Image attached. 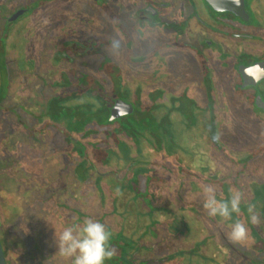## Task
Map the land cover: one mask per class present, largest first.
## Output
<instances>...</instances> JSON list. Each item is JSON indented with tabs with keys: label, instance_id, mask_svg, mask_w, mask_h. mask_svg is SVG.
<instances>
[{
	"label": "flooded vegetation",
	"instance_id": "1",
	"mask_svg": "<svg viewBox=\"0 0 264 264\" xmlns=\"http://www.w3.org/2000/svg\"><path fill=\"white\" fill-rule=\"evenodd\" d=\"M59 1H66V3L57 5ZM88 1L95 2L92 4L88 3V10L82 11V9H80L81 7H79L77 3L75 4V0H30V2L29 0H0V44L2 46L0 48L1 50L3 49V55H5V49L6 52L10 49L11 51L16 50L17 70H14V72L16 73L18 71L19 73L22 71L25 74L26 79H28L27 81L29 85L31 80H35L37 78L40 79L41 75L42 77L46 75V79H51L52 83L57 88L56 92L60 95L58 98L60 103L73 105L84 103V97L87 95V92L85 91L86 85L91 87L93 92L95 91V87H99L102 91V95L106 94L107 96L111 95L113 97L109 104L108 116L110 114V108L117 99H122L133 105L134 110L131 114L123 115L109 121L113 122L116 119L123 120L128 116L136 114L135 103L139 104L141 102L144 106L145 102L146 104L148 102L149 97L145 96L151 92V82L155 78V75L154 77L153 74L149 75L150 70L152 72L154 69L148 61L153 58L154 53L149 50L148 39L150 38V40L154 41L159 38L161 42L168 46L167 49L172 52H179L181 49L189 53L194 52L195 54H198L197 58L204 62L206 53L209 51L210 57L215 64L222 67L229 66L231 70H229V74L227 76L229 82L225 85V91H228V94L230 95L229 97L231 98L230 100L234 101V99H236L237 104H239L238 112L242 114V117L245 120L247 119L249 121L257 122L263 121L261 115H264V0H177L184 5L182 8H174L176 6H173L175 0H101L103 9L100 11L97 10L98 8L95 5L97 0ZM171 1H173V4ZM37 2L39 3L38 6ZM52 5L61 6V8H56L57 10L55 11H45V13L41 15L43 20L40 22L41 25L39 30H37L36 23L39 11L51 8ZM52 12L57 14V18L54 19V21H51L49 17ZM51 24L61 27V31L64 29L70 31V33L75 31L73 32V37L68 40L61 41V44L52 46V44L43 37V35L50 32L52 27ZM162 25L166 28L164 32H161L160 30ZM76 29H79L78 31L82 30L83 33L92 35L93 38L88 41L77 38L75 36V33L77 32ZM3 33H5L4 36ZM37 37H42V44L46 45V42L48 43V49L45 50V53H42V58L44 59H41L39 64V68L41 69V67H43L45 70L42 72L35 70V64H32L33 61L35 62V56L37 54L34 52H36L38 49L37 45H39V42H35ZM107 38L113 39V47L118 48L119 50L116 56L112 59L110 58L109 61L101 58V53H103L101 46H107ZM7 45L9 48H6ZM53 47L54 50L52 51ZM155 48L156 46H154V49ZM50 49L52 52H50ZM159 56H161V54L156 51L155 57L158 58ZM96 63H100V67H103V69L109 72L113 69L115 73L113 78H115V75H118V77L123 80H119L120 83L117 80H114V83H107L99 80V78L96 77ZM139 68H141L140 72H138ZM251 68H253V70ZM36 72L39 73L36 74ZM83 78L85 83L82 82ZM129 80L134 81L135 86H130ZM170 83L171 82H165L162 79H156L154 85L156 86L159 84L158 86L164 91H167V93H174L173 85ZM19 85L20 84H18V86ZM22 88L24 89L23 86ZM196 89L198 90V95L203 94L204 97L203 105H199L197 103L201 111L205 108L204 106L207 102L208 95L213 96L216 100V96L212 93V90L209 87L199 85ZM140 93H142V95H140ZM65 94L68 96L67 99H65ZM132 95L133 97H136L135 100L127 98V96L132 97ZM153 97L155 100L151 98L152 103L158 102L159 106L162 105L163 107L166 105V110H169V106H172L173 109L171 110V113H175L177 111L179 103L176 102V97L168 104L165 99L164 101L161 99L162 95L153 94ZM190 98L196 101L194 96L189 97V99ZM257 98H259L261 107L256 106L255 104ZM218 99H221L222 102L224 101V97L222 95H220ZM216 103L217 101H215V105ZM215 108L220 114H222V110L224 112L226 109L228 110V107L225 109L224 106ZM200 110H195L192 107L191 113L194 115L190 114V117L188 116V121L186 116L185 119H183L185 125L187 126L185 128L187 131L184 130L182 135L185 134L187 137L189 136V140H192V142L194 141L193 136L195 134L192 133L191 135H188L187 132L190 134L192 128L197 127L198 129L197 124L199 121L204 123L207 134L209 133L208 121L198 117L197 113ZM38 113L44 115H42L39 119L40 115ZM38 113L36 114H38L37 118L39 123L38 125L29 126L31 129H34V131L30 134L24 133L26 126H24L23 122L24 120H27L20 114L19 124H21V126H17L18 132L15 133V141L30 145L36 136L39 137L40 134L43 135V133L48 130L46 128L43 133L38 132V129L40 130V128H42L46 123L57 124L65 128L67 127V119H65V117L61 120L52 121L47 112L43 113L39 111ZM163 114H158L159 119L164 116ZM162 121L165 127H173V125L170 124L171 122H168V120L162 119ZM258 124L260 125L261 123ZM62 133L63 131L60 132L61 136H63ZM22 134L25 138L23 140L24 142L21 140ZM178 138L177 141L179 140ZM71 139L77 140L74 136H71ZM223 139L222 142L218 141V144L225 146L228 150L229 145L227 142H223ZM192 142L189 146L192 148L191 151L193 152V155L191 154L189 158L198 157L196 160L197 166L194 164L196 168H193L192 163L187 160L186 163L190 168L184 173L189 176L188 180H192V187L194 190L198 187L197 180L203 183L204 186H208V184H215V186H217V189L215 190L218 198L226 199L230 194V189L242 190L245 186H247V184H239L235 179L233 180L236 182V187L229 185L228 182L230 179L225 181L219 179L217 177L218 171H215V175L212 176L213 168L209 163L210 159L208 152L206 151L207 145L206 148L202 147L205 151L199 152L201 154L198 155V153V156H196L197 150L193 148L195 145L193 146ZM199 144L201 146L202 143ZM207 144L212 146L210 142ZM32 145L33 144L31 143L30 147L27 146L30 151V163H32V165H36V154L32 152L31 148L34 147H32ZM60 149L64 150L62 147ZM214 151V158L222 155V152L219 150ZM102 153H104V151L100 150L98 152V157H100ZM63 155L64 153L60 152L61 159H58L56 162L52 159V163L56 164L55 168L52 167V169L55 173L58 170L61 171V173L65 176L58 175L50 177V184L53 182L51 187L55 189L56 194L60 197L61 194H68L67 191L70 189L74 191V194L77 193L76 187L79 186L80 182V180L77 181L76 174H74L75 168L69 165L65 166L64 160L62 159ZM162 157L165 161L164 153L161 155L159 154L157 159L159 164L161 163L160 167H165L162 165L164 164V161H161ZM222 160H224V158ZM222 162L223 161H220V159L215 160L216 165H221ZM39 165L40 164H38V166ZM42 166H44V164ZM42 166L37 167L34 172H37V170ZM118 166L119 163L117 165L115 162L114 166L109 168L107 171L105 170L101 172L100 174L102 176H107L108 173L109 175L111 174L115 177L116 172L121 168H118ZM127 168H130L129 170H131V165ZM197 169L199 170L198 172ZM76 170L77 169H75V171ZM41 174L45 181L47 171L45 172L44 170ZM180 176L181 174L179 173L176 177L179 181H181ZM191 176L193 179H191ZM215 177L217 180L213 183L212 178ZM115 182L119 184L120 178H118V181L115 180ZM256 183L259 185L258 195L261 197L262 194H264V182L256 181ZM123 184L124 183L121 185L125 186ZM178 186L182 189L184 184L180 183ZM124 194L125 196L124 198L122 196L119 204L123 207L122 217L126 220L119 222V227L120 224H122L121 229H118L119 233H116L117 230H113L109 226L112 231V238L117 240L119 243L117 245L118 247L114 250L115 254L118 253V256H120L123 261L121 263L114 262L107 264H148L145 260L138 261L137 256L142 255L143 252H147L151 255L158 252L156 254L157 260H160L158 264H227L220 258V256L224 254V251H227V248L223 249L219 246L218 241L214 240L213 237H216V233H206L196 239L197 230L192 228V222L189 221V217L183 212H181L183 215L180 213L181 217L179 220L174 213L175 216L173 215V217L176 218L173 220L174 224L172 227L170 226L172 223L165 224L166 222H171V220L165 217H159L161 219H156V216H152L162 223L161 225L163 228H161V235L157 234L159 231L155 230V233L157 234L155 248H151L150 244H148L147 240L149 237L146 238L147 236L145 237V243H141L140 239L142 236L134 238L133 235V239L130 237L131 235H126L127 232L125 229L131 228V224L129 223L131 219L130 216L135 218L132 221L136 220V226H132L133 228L138 230L142 226V208L144 207L142 206V200L137 197L135 198L134 196L136 195H134L130 188H126L124 190ZM56 201V203H62L64 202V199L57 198ZM187 203L190 204L191 200L185 202V204ZM183 209H186V206H181L179 211H184ZM161 210L165 209L161 208ZM260 213L261 212L258 209L257 214L260 220L259 223L256 224L255 230L261 237L264 236V228L262 226L264 219H262V215ZM153 215H155L154 212ZM159 215H161V213ZM148 218H150V216ZM210 219L213 220V223L219 224L217 219ZM137 220H141L140 223H138ZM148 221L147 224H149ZM126 223L129 226L126 227ZM161 225L159 227H161ZM221 225L224 229L227 228H225V223ZM165 230H172V240L164 242V239L162 238H164L163 236L165 234ZM192 231L193 241L189 243L188 239L190 238ZM160 240H162L163 244L160 243ZM125 241L128 242L127 248L125 249V253L127 252L126 254L121 250L119 251V245L124 246L126 243ZM168 243H171L172 246L167 247L166 245ZM221 243H223L222 240ZM138 244L142 246L141 249H138ZM144 244H147L148 246L146 245L145 247ZM160 244L161 248H163L161 253L158 251L160 249ZM164 245L166 246V249H164ZM199 249L201 250L199 251ZM262 250L264 249L260 242L256 241V248L252 250L245 249V247L241 244V248H234L228 252L237 257L241 261V264H264ZM242 252L249 254L253 261H251V258H243Z\"/></svg>",
	"mask_w": 264,
	"mask_h": 264
},
{
	"label": "rangeland",
	"instance_id": "2",
	"mask_svg": "<svg viewBox=\"0 0 264 264\" xmlns=\"http://www.w3.org/2000/svg\"><path fill=\"white\" fill-rule=\"evenodd\" d=\"M75 1H76L75 4L77 3L79 7H81L80 9H82V11L88 10L87 7L89 6L88 3L92 4L95 2V1L89 2L88 0H75ZM171 2L173 4V1ZM64 3H66V1L64 2L59 1L57 5H62ZM100 3L101 0H97L95 3L96 7L98 8L97 9L98 11L103 9L102 8L103 4ZM38 5L39 3L37 2V6ZM56 6L52 5L51 8H46V9L42 8L44 10L39 11L37 15L38 20L36 23L37 30H39V27L41 25L40 22L43 20V17L41 15H43L45 11L47 12L51 10L55 11L61 8V6H57V7ZM173 6H175L174 8H182L184 5L178 2L177 0H175ZM49 17L51 21H54V19L57 18V14L55 12H52V14ZM51 26L52 27L50 29V32L46 33V35H43V37L46 40H48L52 44V46H56L57 44H61V41H65L72 38L74 35L73 32H75L72 31L70 33V31H68L67 29L61 31L60 30L61 27H57L54 24H51ZM162 26L161 28L160 27L158 28H160L161 32H164L166 28ZM79 29H76L77 32L75 33V36L77 38H81L82 40L85 41H88L93 38L92 35H89L88 33H83L82 30L78 31ZM4 34L5 33H3V36ZM42 40H43L42 37L36 38L35 42L36 43L39 42V45H37L38 49L36 50V52H34L37 53L35 56L36 58L35 62L34 61L32 62V64H35L34 65L35 70L41 72L45 71L43 67H41V69L39 68L40 60L44 59L42 58V53L43 52L45 53V50L48 49V43L46 42V45L42 44ZM106 40L108 42L107 46L106 45L101 46V49L103 50V53H101V58L109 61L110 58L112 59L113 57L116 56L119 50L118 48L113 47L112 45L113 39L107 38ZM148 43H149V50L152 53H154L153 58H151L148 61L149 64H151V66H153L154 69L152 70V72L150 70L151 73L149 72V75L153 74V77L155 75V78L151 82V87H150L151 92L147 96H145V97H149L147 104L145 102L144 105L145 106L144 110L146 112L143 113L144 114L143 116L145 117L146 120L151 118V115L154 116L155 114L165 113L164 116L168 115L167 116L168 122L171 121L170 124L173 125L174 132L172 136L178 138L179 136H177L176 133L179 130H181L183 125H185L183 119H185V116L186 117L188 116V110L190 107L189 97L194 96L199 105H203L204 103L203 94L198 95L199 93H197L198 90L196 88H198L199 85H203V87L207 86L212 90V93L216 96V101H217L215 107L219 108V106L221 107L224 106L225 109L226 107H229L230 103L228 99L230 98L229 97L230 95L228 94V91H225V85H227L229 82L227 76L229 74V70H231L229 66L222 67L215 64V62L210 57L209 51L206 53L205 61L202 62L199 58H197L198 54H195L194 52L189 53L187 51H184L183 49H181V51L179 52H172L171 50L167 49L168 46H166V44L161 42L159 38H157L154 41L150 40L149 38ZM154 46H156L155 49ZM0 47H2L1 44ZM6 48H9V46L7 45ZM53 50L54 47L52 48V51ZM52 51L50 49V52ZM156 51H158L161 54V56H159L158 58L155 57ZM5 52L6 49L4 50L5 55H3V49L1 50L0 48V94L2 93L0 98L4 96L3 99H1L0 101V139L4 138V134H6V132L8 133V131L6 130H8L7 128L12 126V122L16 123V119H17V124L20 123V114L24 117V119L26 118L27 120V121L24 120L23 122L24 126L29 127L31 125H38L39 123V120L37 118V115L39 114L38 112L41 111L43 113H46L49 110L50 102L52 101V99L53 98L58 99L60 97V95L56 92L57 88L54 86L51 79H46V75H44L43 77L41 75L40 79L37 78L35 80H31L29 85L27 81L28 79H26V76L22 71L19 73L18 71L16 73L14 72V70H17L16 50L11 51L10 49L8 52L6 53ZM95 69L97 70L96 77H98L99 80L101 81L107 83L108 82L114 83V80L117 81L123 80L122 78L118 77V75H115V78H113L115 74L114 70L111 69L109 72L103 69V67H100V63L98 64L96 63ZM140 71L141 68H139L138 72ZM37 73L39 72H36V74ZM156 79L157 80L162 79L165 82L166 81L171 82L170 84L173 85L174 93H167V91H164L162 88H160L158 85L161 84L162 82L155 86L154 84L156 82ZM129 81H130L129 82L130 86L132 87L135 86L134 81L132 80ZM18 84L20 85L18 86ZM22 86L24 87V89L22 88ZM101 94L102 91L99 89V87H95L94 92L87 91V95L84 97L83 102H87V100H89L88 103L90 104V106L87 107V109L84 111V117H83L84 121H79L80 124L78 126L82 130H84V133L86 132V134H84L86 142L92 144H97V141H95L94 138V133L100 127L104 128L107 127L108 125H113L116 123H125L123 122L124 120H119V119H116L113 122L109 121L108 114L103 112L104 108L101 105L99 106V101L101 100L100 98ZM153 94L162 95L161 99L163 101L165 99L167 104L173 101L174 98L176 97V102L179 103L177 111L175 113L169 114L168 111L166 110L167 107L166 105H164V107L162 105L160 106L158 105L156 109L155 107L152 108L153 111L151 113L150 105H153V103L151 102V98H153L154 100L156 98V96L155 98L153 97ZM140 95H142V93H140ZM220 95L224 97L223 102L221 101V99L220 100L218 99ZM127 98L128 99L131 98V100L136 99V97H133V95L132 97L127 96ZM106 103H108V105L110 104L107 101ZM135 105L138 106L137 103H135ZM11 106H13V109H11ZM90 107L91 108L94 107L96 110L93 111L95 112L99 109V111H97L95 116L94 114H92L93 112H91L92 109H90ZM10 109H11V117L8 116V113H10ZM137 109L138 108H136V110ZM139 110L142 111L141 108ZM225 112L223 110H222V114L217 112L218 121L215 124L216 125L215 130L216 132L218 130H221L220 125L226 124V126H228L227 128L229 129V131L226 130L225 133L220 131L219 134H217V138L219 139L220 142H222L223 137H224L223 142L225 141L229 143V141L227 140H230V147H228V149L234 150L233 152L230 151V153L232 152L231 156L238 159L241 156H245L247 152L251 148H254L256 145L258 148H260L258 143H260V141L264 138L263 137L264 115H261L263 121L257 122V121H249L247 119L245 120L242 117V114H240L239 112H234L232 110H227V109ZM39 115H40L39 116L40 119L44 114H39ZM153 121L156 122L155 125L153 123V127H151V124L150 125L148 124L147 126L145 125L141 126L135 124L134 121L131 122L132 128H135L134 130L138 132V137L141 136V133L142 135L147 137L146 139L141 138L140 141H138V143H133L132 149L135 147L136 149L140 150L146 148V145L150 143L149 139L151 136L149 132H151V129L154 130L156 126L158 127V123H159L156 120ZM258 123L261 124L259 125ZM128 124L130 125V122ZM197 126L198 129L197 127L192 128L190 134L189 132H187L188 135H191L192 133L195 134L193 136V140H194L193 142L192 140H189V136L187 137L185 134L182 135V138H178L180 139V141H177L178 145L180 146L179 152H182L179 156L180 157L183 156L185 150L192 142L193 146L194 145L195 146L194 147L191 146V147L197 150L196 156L201 154L199 152L205 151L202 147L206 148L207 145L206 151L208 152L210 165H212V163L216 164L215 163L216 159L218 160L219 159L222 160L223 158L227 159L223 157V154L224 156H226V153L222 151L221 152L223 154L221 156H216L217 158H214L215 149L213 145L210 146V144H207L210 142L209 140L210 136L208 135L209 133L207 134L204 123H201L199 121ZM13 128L16 129L15 124L13 125ZM49 128L50 129H48L46 132L43 133L42 135L43 138H40V136L39 137L36 136L32 140L31 142L33 144L32 147L33 146L34 147L31 149L34 154H40L38 151H41L43 145L40 143L41 140L42 142L46 143L43 149L44 150L47 149L49 153H52V157L53 155H55L54 154L55 152L51 151L52 149H54L55 151L59 149L61 151L60 149L62 147L61 144L64 141L62 136L60 135V132H58L55 128L53 129L51 126ZM254 128L257 129L253 130ZM233 130L234 131L238 130L242 132H249L251 130L252 131L250 135L249 134L245 135V139L239 141L235 137H233L234 134L230 135V133ZM13 134L14 133H11L10 137L8 136V139L10 138V140L14 142L15 137L14 140H12ZM247 138H248V143H246ZM24 139L25 138L22 134L21 140L23 141ZM57 142H61V144H57ZM199 143H202L201 146ZM157 146H159L158 143ZM262 149L263 151L259 152L260 154L253 157L252 158L253 161L249 162V164L248 162L245 163L246 165L240 164L239 163L240 161H235V160H233L234 162L233 164V162H230L231 160L228 159V161L222 162L221 165L218 164L216 166H213V170L218 171L217 177L224 181L228 179L230 180L235 179L239 184L242 185L243 184L246 185L249 180L264 182V165H263L264 147ZM220 150H222V148ZM26 151L27 150L20 151V153L16 152V158H18V154L20 157L22 156L23 158H27L30 155V153ZM135 152L136 154H138L137 150H135ZM141 152L143 155L142 160L144 159V161H146L148 160V158L155 159L154 163L152 161H149L150 162L149 165L152 164L150 167L144 166V168L141 167L142 169L140 170H135L134 168H131V170H129L130 168H127V166H129V163L132 162L121 164L118 166V168L119 167L121 168L118 169L115 177L111 175L110 178L112 182L109 184L106 181H104V179H102V182H98L97 180L98 177L95 176V174H92L93 172H88L87 174L83 172L80 173L79 171L80 169H78L77 172L80 174L76 175V179L80 180V178L86 177V179H88V181H86L87 184H84L82 188L77 186L76 187L77 193L74 194V191L70 189L69 191H67L68 194L66 195L61 194V197L58 194H56L55 189L51 187V184L53 182H51L50 184L51 181L50 177H55L58 175L65 176V175L61 173V171L59 170L55 173V171L52 169V167L54 166L49 165L48 167H46L47 177H45V181H44L43 176L41 174L42 171H44L43 167L39 168L37 172H31L32 168L30 169L29 167H27V169H25L19 167V165H17L13 159L9 160L6 156H0V164H3L0 166V171H1L0 173L2 174V178H3L2 180L0 179V195H2L0 197H3L7 194L5 199L2 198L1 204L5 205V203H10V206L12 208L9 210V215L12 217V218L10 217V219L13 223L12 226L5 222L4 219L5 215L3 214L2 209H0V226H1L0 238L3 239V240L1 239V242L4 247L3 249L5 253L6 263L7 264H68L67 261L60 259L55 254L57 248L54 242L55 239L54 229L58 232L61 226L70 225L73 223H79L84 218L91 217L105 224V226L108 228L111 234L112 231L109 228V226L113 230H117L116 233H119V230L122 227V224H120L119 227V222L121 221L123 222L126 220L124 219V217H122L123 207L119 204V201L122 199V196L123 198L125 196L124 190L126 188H130L131 191L136 190L135 192H138V194H142L141 196L144 197V199H141L142 206L144 207L142 208L143 220L141 222V225L143 227L141 226L140 229L138 230L133 228L132 226L135 225L136 220L132 221L135 218L130 216L131 219L129 223L131 224L130 227L133 229L131 228L125 229V231L127 232L126 235H131L130 237L132 238L133 235L134 238H136L137 236H142L140 242L145 243V240L148 237L144 236L142 232L144 230L145 231L149 230V227H147L148 220H149L148 223L150 224L153 223V217L150 216V218H148L151 212L155 213L156 219H161L159 217L162 218L165 217L171 220V222H169V224L172 223L170 224L171 227L174 224L173 222L174 218L177 217V219L179 220V218L181 217L180 213L183 212L185 213V215L189 217V221L192 222V228L197 230L196 239L200 238L206 233L207 234L216 233V237L215 236L213 237L214 240L218 241L219 246H221L223 249L227 248V251H224V254L220 256L221 260L225 261V263L227 264L228 263L241 264V261L237 257L231 255V253L228 252L229 250L234 249L235 248L234 246H236L237 249H239V247L241 248V244L230 242L226 238V233L229 231V228L225 226V228L226 227L227 228L224 229V227L221 225L223 224V222H218L219 224L213 223L212 222L213 220L210 219L211 217L209 218L206 210L203 208L202 205L204 200V197L202 195V189L204 187L203 183L197 180L198 187L196 190H194L192 187L193 185L192 180H188L189 176L186 175L185 173L182 176H180L181 182L182 184H184L182 189L181 187L178 186L180 184V181L177 180V178L171 179V177H169L168 179H166V181L157 180L158 182L155 183L153 180L150 179L149 171L152 168H154L153 172H151L152 174H157L158 176H164L166 174V170H165L166 168L160 167V164L157 162L158 156L156 155L155 151L146 148L143 149V151ZM119 154L124 157L126 155V151H124V149L120 150ZM102 155H104V153H102ZM12 156L14 157V155ZM182 158L184 160H189L192 163V167L196 168L195 167L197 166L196 160L198 159V157L189 158V156L185 155ZM52 159H54L55 161L58 160L56 157ZM42 160L45 162V159L41 157L40 162L37 161V164H40ZM161 161H164L163 157L161 158ZM164 163H166V161H164ZM243 165L244 167L248 165L247 169L238 172L239 170L243 169ZM198 169L197 172L199 171ZM177 175L178 174H176V177ZM214 175L215 174L213 173L212 176ZM118 178H120V182H119L120 184L115 182V180L118 181ZM191 179H193L192 176ZM122 183H124L123 185L125 186H122L121 185ZM136 184L138 186H136ZM208 186H213L214 189H217L216 188L217 186H215V184H208ZM247 193H249V188L243 189V195ZM152 194H154V197H151ZM57 198L64 199V202L56 203ZM190 200H191L190 204L189 203L185 204V202ZM192 201H194L195 204ZM153 206L155 207L154 209ZM181 206L182 207L186 206V209H183L184 211H179V208ZM161 208H164L165 210H161ZM14 209H16V211ZM160 213L162 216L159 215ZM174 213L176 217H173ZM183 213L181 214L183 215ZM243 217L244 216L242 215L239 218L241 219ZM140 221L141 220H137L138 223H140ZM127 223H126V227L129 226ZM2 228L4 229L3 230L4 232L2 231ZM154 228H156L157 231H159L157 232V234L161 233L162 225L160 228L159 227L157 228V225L156 227L154 226ZM172 238H173L172 236L169 237V235H166L164 236V242L170 241L172 240ZM192 239H193V231L190 238L188 239L189 243L193 241ZM220 239L224 244L221 243ZM147 242L148 244H152L148 240ZM160 243H162V240H160ZM118 244H119L118 241L114 240L111 235L110 247L113 248L112 249L113 259L117 257L114 250L116 247H118L117 246ZM166 246L170 247L172 246V244L168 243ZM166 246L164 245V249H166ZM141 248L142 246L138 244V249ZM200 250L201 249H199V251ZM158 251L160 253L163 251V248H161V244H160V249ZM157 253L151 255L147 252H143V254L137 256V258L138 261L145 260L147 261L148 264L149 263L158 264L160 260H157V255H156ZM193 255H194V251H193ZM107 262L108 260L106 261V263Z\"/></svg>",
	"mask_w": 264,
	"mask_h": 264
},
{
	"label": "trees",
	"instance_id": "3",
	"mask_svg": "<svg viewBox=\"0 0 264 264\" xmlns=\"http://www.w3.org/2000/svg\"><path fill=\"white\" fill-rule=\"evenodd\" d=\"M82 82L85 83L84 78L82 79ZM85 91L86 92L87 91L93 92L92 88L87 86V85L85 86ZM1 94H0V96H1ZM3 97L0 98V101H1V99H3ZM67 98H68V96L66 95V99ZM100 98L103 101H101V100L99 101V106L101 105L104 108L103 112L108 114L109 105H108V103H106V101L110 103V101L112 100L113 97L111 95L107 96L106 94H103V95L101 94ZM230 99L231 98H229V100ZM88 101L89 100H87V102H84L83 104H78V105L74 104L73 105V104H65V103L62 104V103H60L59 99H57V98L52 99V101L50 103L49 111H47L49 118L52 121H54V120H61L63 117H65V119H67L66 120L67 121L66 122L67 127L65 128V127L59 126L57 124H47L46 123L42 128H40V130L38 129V132L43 133L46 128L50 129L49 127L51 126L53 129L55 128L58 132L63 131L62 137H63L64 142L62 144H61V142H57V144H61L64 150L60 151L58 149L55 151L54 149H52L51 151L55 152L54 153L55 155H53V157H52V153H49L47 149L46 150L43 149L44 146L46 145V143L42 142V140L40 139L41 140L40 143L43 145H42L41 151H38V152L40 154H42L43 156L40 154H36V162L37 161L40 162L41 157H43L45 159V162L42 160V162L39 165V166H42L44 164V166H42V167L44 168L45 172L47 171L46 167H48L49 165L55 167L56 164L52 163V161H53L52 158L56 157L57 159H61L60 152H63L64 155L62 156L63 157L62 159L64 160L65 166L69 165V166H73V168L77 169L76 171L74 169V174H76V175L78 174V172H77L78 169H80L79 170L80 173L83 172V173L87 174L88 172H93L92 174H95V176L98 177V179H97L98 182H102V179H104V181H106L109 184V183H111V181H110L111 180V178H110L111 174L109 175L107 173V176H102L100 173L105 171V170L107 171L109 168L114 166L115 162L117 163V165H118V163H119V165H121V164H126L128 162H132V164L129 163V167L131 165V168H134L135 170H140V169H142L141 167L144 168V166L150 167L152 164L149 165V163H150L149 161H152L154 163L155 159L148 158V160H146V161H144V159L142 160L143 155H142L141 151H143V149H146V148H150V149H152V151H155L157 156H159V154L161 155L162 153H164V157H165L164 159H165L166 163H164L162 165H164L166 168L165 169L166 174L164 176H158L157 174H152L151 172H153L154 168H152V169L150 168L151 170L149 171L150 179L153 180L155 183L158 182L157 180L166 181V179H168L169 177H171V179L176 178V173L177 174L180 173L182 176L186 170H189L190 167L186 163L187 160H184L182 157L185 155L186 156H190L191 154L193 155V152L191 151L190 146H188V148L186 147L187 149L185 150L183 156L180 157L179 155L182 152H179L180 146L177 143V138L172 136L174 129H173V127H165V125L163 124V121H162V119L168 120L167 119L168 115H165V116H163V118L161 117V119H159L158 114H155L154 116L151 115V118L146 120L145 117L143 116L144 115L143 113L146 112L144 110L145 106H143L141 102L138 104V107L136 106V108H138L136 110V114H133L132 116L126 117L125 118L126 121H125V119H123L124 120L123 122H125V123H116L113 125H108L107 127H104V128L100 127L99 129H97L94 133V135H95L94 138L96 137L95 141H97V144H92V143L86 142L85 135H84V134H86V132L84 133V130H82L78 126L80 124L79 121H84V118H83L84 117V111L87 109V107L90 106ZM189 101H190L189 102L190 107H189V111H188V116L190 114L194 115L191 113L192 107L195 110H197V109L200 110L197 102L194 101V99L190 98ZM215 101L216 100L214 99L213 96L208 95L207 96V102L205 103V105H206L205 108L202 109V111L200 110L197 113L198 117L200 119H204V120L206 119L208 121V124H209V134L208 135L210 136L211 145H213L215 150H219L220 152L222 151V152L226 153V156H224V157L227 159L226 160L225 159L220 160V161L226 162L229 159V160H231L230 162H233V160H235V161H240L239 162L240 164H245L247 162L249 164V162L253 161L252 160L253 157L260 154L259 152L263 151L262 148L264 147V138L260 141V143H258L260 148H258L256 145L254 148H251L245 156H241L238 159L231 156L229 152L230 151L233 152L234 151L233 149L227 150L225 148V146H221V144H218L219 139L217 138V134H219L220 131L225 133V131L226 130L229 131V129L227 128L228 126H226V124L220 125L221 130H218L216 132V130H215L216 125L215 124L218 121V116H217L216 109H215ZM229 103L231 105L229 104L230 108L228 107L229 108L228 110L238 112L239 104H237L236 99L233 102L230 100ZM158 105H159L158 102H153V105H150L151 106L150 112L152 113V111H153L152 108L155 107V109H156L158 107ZM140 108L142 109V111L139 110ZM11 109H13V106H11ZM11 109H10V113H8V116H10V117H11ZM90 109H92L91 112H93L92 114H94V116L97 113V111H99V109L96 112L93 111V110H96L94 107H92V108L90 107ZM172 109H173V107H170V109L167 110L169 114H171ZM188 116H187V121H188ZM153 120H156L159 122L158 127L156 126V128L154 130L151 129V132H149V134L151 136L149 139L150 143H148L146 145V148L138 150L134 147L138 153V154H136L134 148L132 149L133 143H138V141H140L141 138L146 139L147 137L142 135V133H141V136L138 137V132H136L134 130L135 128H132L131 122L134 121L135 124L141 125V126H143V125L147 126L148 124L149 125L151 124V127H153V123H154V125L156 124V122H154ZM10 122H12V121H10ZM129 122H130V125L128 124ZM14 124L16 125V129L13 128ZM76 124H77V126H76ZM18 125H19V127L21 126V124H17V123L12 122L11 127H9V128L5 127L8 129V130H6V131H8V133L6 132V134H4V138L0 139V156H6L9 160L13 159L14 162L17 165H19V167H22L25 169H27V167H29L30 169L32 168L31 172H34L36 170V168L39 166H38V164L32 165V163H30V155L27 158H23L22 156L20 157L18 154V158H16V152L20 153V151L27 150L26 152L30 153V151L28 150V147H30L31 144L27 145V143H26L24 145L22 143H18L17 141L13 142L10 140V138L8 139V136L10 137L11 133L15 134V132H17V130H18L17 126ZM186 127H187L186 125L183 126L181 128V130H179L176 133L177 136H179V138H181L182 132L184 130L187 131L185 129ZM256 129L257 128H254L253 130H256ZM33 131H34V129H31L30 127H26L24 133L30 134ZM237 131L238 130H235V131L233 130L230 133V135L234 134L233 137H235L237 140L240 141V140L245 139V135H247V134L250 135L252 130L249 132H242V131L237 132ZM14 134L12 135V140H14V137H15ZM36 134H37V132H36ZM32 135H35V134H32ZM71 136H74L77 140L71 139ZM40 138H43L42 134H40ZM153 141H154V143H153ZM178 141H180V139ZM227 141H229V143H227V144L230 147V140H227ZM155 142H156V145H155ZM157 143L159 144V146H157ZM246 143H248V138L246 139ZM23 148H24V150H23ZM221 148H222V150H220ZM123 149H124V151H126V155L124 157L119 154L120 150H123ZM100 150L104 151L105 154L98 157V152ZM181 151H182V149H181ZM12 155H14V157ZM153 158H155V157H153ZM150 159H152V160H150ZM46 161H47V163H46ZM157 162H158V160H157ZM233 164H234V162H233ZM1 165H3V164H0V166ZM213 166H216V164L212 163V168H213ZM247 167H248V165L245 167L243 165V169L239 170L238 172L246 170ZM212 173H215V170H213ZM0 179L1 180L3 179L1 173H0ZM216 180H217L216 177L212 178L213 183L216 182ZM86 181H88V179H86V177L80 178L79 187L82 188V186H84V184H87ZM217 182H219V181H217ZM180 183H182V182L180 181ZM228 183H229V185L236 187L235 180H230ZM246 188H249V193L243 195L244 201L242 203L241 213L239 214V217H241L242 215L244 217L241 219L239 218V219L246 223V226L248 227V231H249V238L246 242L242 243V245L245 247V249L252 250V249L256 248V241H259L261 246L264 249V236L260 237L257 234V232L255 230L256 224L254 225L251 223V221H250V215L251 214L248 212V206L251 205V206H253L254 213L256 215H258L257 212L259 209L261 212L260 214L262 215V219H264V194H262V196L259 197V195H258L259 185L256 183L255 180H249L247 182V186H245L244 189H246ZM135 191H133L134 195H137V196H134L135 198L137 197L140 200L144 199V197L141 196L142 194H138V192H135ZM239 191H241L243 193V189L242 190L240 189ZM6 195L3 197H0V206H1L0 209H2V212L5 215V217H4L5 222L8 223L9 225L13 226V223L10 219L11 216L9 215V210L12 208L10 206V203H5V205L1 204L2 198L5 199ZM0 196H2V195H0ZM151 197H154V194H152ZM8 204H9V207H8ZM154 208L155 207L153 206V209ZM14 210L16 211V209H14ZM149 216H155V215H153V213L151 212ZM233 219H235V217ZM161 224H162L161 222H159L158 220L153 218V223L152 224L149 223L147 225V227H149V230H147V231L144 230L145 232H143V234L145 236L149 237L148 241L150 243H152V244H150L151 248H155V245H156L155 242L157 240V234L155 233V230H157V229L154 228V226L156 227V225H157V228H158ZM165 224H169V222H166ZM262 226L264 228V222L262 223ZM0 229H1V226H0ZM3 230L4 229L2 228V231ZM166 235H169V237H171L172 236V230H165L164 236H166ZM3 237H4V235H3ZM160 237H162V236H160ZM0 239H2V238H0ZM162 239H164V238H162ZM125 242L126 243L124 246L119 245V247H120L119 250L123 251L124 253H125V249L127 248V243H128L127 241H125ZM145 247H146V245H145ZM234 247H235V249H237L236 246H234ZM262 251H263L262 253L264 256V250H262ZM251 255H253V254H251ZM116 256L117 257L114 259L112 256V258L110 260H108L107 263H114V262H120L121 263L123 261L122 258L120 256H118V253H116ZM242 257L245 259L251 258V261H253L252 257L247 253L242 252Z\"/></svg>",
	"mask_w": 264,
	"mask_h": 264
},
{
	"label": "clouds",
	"instance_id": "4",
	"mask_svg": "<svg viewBox=\"0 0 264 264\" xmlns=\"http://www.w3.org/2000/svg\"><path fill=\"white\" fill-rule=\"evenodd\" d=\"M203 208L207 215L223 222L229 228L226 238L236 244H242L249 238L246 223L239 219L244 201L243 193L230 189L228 198H218L216 190L211 186L202 189ZM250 221L258 224L260 218L248 206ZM235 217V219H233ZM56 255L68 264H106L113 256L110 247L111 233L97 219L86 217L79 223L61 226L57 232L54 229Z\"/></svg>",
	"mask_w": 264,
	"mask_h": 264
},
{
	"label": "water",
	"instance_id": "5",
	"mask_svg": "<svg viewBox=\"0 0 264 264\" xmlns=\"http://www.w3.org/2000/svg\"><path fill=\"white\" fill-rule=\"evenodd\" d=\"M251 69L253 70V68ZM255 104L256 106L261 107L259 98L256 99ZM133 110L134 108L131 103L125 102L122 99H117L115 100L114 104L110 108L109 120L112 121L115 118H119L120 116L131 114ZM0 264H7L1 239H0Z\"/></svg>",
	"mask_w": 264,
	"mask_h": 264
}]
</instances>
